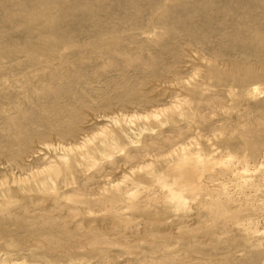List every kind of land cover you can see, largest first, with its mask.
<instances>
[{
	"label": "rangeland",
	"instance_id": "rangeland-1",
	"mask_svg": "<svg viewBox=\"0 0 264 264\" xmlns=\"http://www.w3.org/2000/svg\"><path fill=\"white\" fill-rule=\"evenodd\" d=\"M10 1L0 0V87H9V89L4 90V94L2 93L0 95V104L2 103V105L4 104V107H8L6 106L7 104H5L7 103L6 101L14 102L16 100L17 106H24L25 110L32 108L34 105L36 109L37 107L42 106L45 108L49 105L47 108L51 107L54 113L47 119H40L41 121L38 123L35 122L36 116L27 118L29 119L27 122L29 123L28 125L24 123L25 119H23V121L17 120L14 126L10 127V130L8 129L9 133H0L3 135H0V147L5 150L4 151L0 148V161L4 162L1 163L2 165L0 166V181L8 179L11 169H14V167L16 170H12L13 173L17 171V173L21 172L25 174V172L28 173L31 170V168L28 167L29 164H31L34 169L36 167H42L48 162L47 159L51 158V156L53 157L54 153H58V150H56L57 146L56 149L43 150V147H40L39 144H35L33 149L36 148L38 152L42 154L40 159H36L34 162H30V159H28L29 161L26 160L27 162H22V160L26 159L31 154L30 151L32 148V142L54 144V146L62 143L68 144L71 140L80 142L83 134L85 136H89L91 132L95 133L102 127L105 129L108 127L109 131L115 132L116 130H124L128 134V140L125 141L124 139H121V141L124 142L122 144L124 146V150H122V152L112 151L108 155L107 159L103 158V161L97 166L98 170H100L99 174H96L93 168L88 170V167H81L75 171L77 174L75 173L73 176V180H76H74V184H72L74 186H72V189L75 191L78 190L81 194L74 192L73 190L71 191V189H66L68 187L64 186V183L58 187V192L62 191V189H66L71 193H78L76 195L85 197L86 195L84 194H86V192L91 194L98 188H101L102 185V189L108 192L110 186L113 185L112 182L122 181V178L130 173L129 168L138 165L136 163L142 162V164L144 163L145 165L151 164L150 161L148 162L142 158L139 159L140 153H136L138 150L143 149V144L152 146L157 144L161 145L160 142H154V144L152 141L164 140L165 137H172L175 141L180 140L182 142V145L180 146L183 147L187 143H189L190 146V142L201 144L208 141V144L205 145V149L208 150V147H210L211 144H219L223 147L221 148V151L224 155L229 154L232 156L231 160L240 157L242 154H253L252 152L254 151L257 154L256 158L259 159L260 156V161L262 162L261 167H258L260 170L255 173L258 174L257 176L260 175L259 184L264 185V157H261L264 155V130L257 129V134L244 137L246 139V144H243L240 141V133H234V131H246L251 127L250 125H255V128H257V126L264 124V91L262 95L257 96L253 100L252 98H236L237 100H234L235 102H231V99L227 97L226 93L221 92L220 94L222 96L219 97H222L223 99V108L216 107V109L212 111L209 108V110L207 109L208 111L200 109L201 112L199 114L196 112V106L198 104H202L207 96L204 93L199 96V93L190 91L188 88L191 85L193 86L194 84H198V89H201L203 92L206 90L211 93V95L214 94L213 97H215V95L218 94L216 92V90H218V84L216 82L213 83L202 76V73H205L207 69V63H205V61L199 60L196 62L193 59L185 57L180 58L183 48L185 49L184 46H188L186 40L188 38L181 28L182 26H187V28L192 31L191 37L196 38L191 41L192 43H194L193 41L201 39L198 43H196L195 49L191 48L192 51L204 49L210 52H222L224 61H230L231 59L239 60L243 57L253 63V68H262V62H264V52H262V54H258V51L255 48L256 43L253 41L252 46L249 47L246 45L248 47V49H246L247 52L240 51L239 42L243 41V39H241L242 37L238 32V27H240V31L244 29L242 34H245L250 29V25L254 26L257 23L264 22L262 19H259V11H257V9H259L258 4L260 0H233V3L235 4L234 6L231 0H222V4L219 3L220 0H210V5L207 9L204 7H198L195 3L189 0H184L185 5H187L188 8H184V12L182 11V8L178 11L175 10L172 13L175 14V16L171 17H167L161 12H155V10L158 5H161L164 1H167L170 7H177L180 5V0H102L101 2L99 1V3L96 0H43L44 5H42V0H20L21 2H24L25 6L29 5V9H23L22 5L14 4V2H18V0ZM47 2H50L48 3L49 5ZM13 4L14 7L12 8L11 5ZM39 4L42 9L37 10L36 8H39ZM32 6L34 7V10L31 9ZM43 6H45V8ZM189 7L197 8V10H193L195 13L194 21L188 25H177L179 19L181 20L186 14L188 15L189 13H192V8L189 9ZM16 8L17 10H15ZM54 8H56L57 11L53 10ZM220 8H224L227 15H230L231 18L224 17L222 12L216 11ZM29 10L32 12L34 11L32 13L33 16L35 15L34 17H32ZM12 11H21V15L25 14V17L19 16L18 19H4L5 14ZM44 11L48 15L45 16L46 13ZM199 11H201V13ZM2 13L3 15H1ZM37 14H39V19L36 18ZM27 16L30 19L35 18V20H37L30 24ZM54 20L55 23L50 25V22ZM156 21H158L159 25H157ZM163 21H165L162 24L164 27L161 25V22ZM200 22H203V28L198 27L197 29V25L198 23L200 24ZM246 24H248L247 26L249 27H247ZM22 25L24 26L23 28L21 27ZM37 25L40 29L39 27H36ZM53 28H55V30ZM203 34L206 35L204 38L202 36ZM109 39H111V41ZM50 40L52 41V44L50 43ZM58 43L60 44L58 45ZM152 45H155L156 48L154 49ZM167 45H169L170 50H167L166 53L160 55V53H162L161 50ZM187 49L190 50V48ZM240 52L246 55H242ZM125 55L133 57V59H135L136 55H138L140 60L135 61L133 68L128 71L123 69L125 68V63L121 62L123 58L126 57ZM196 56L199 58L198 55H195L194 57L196 58ZM110 60L112 61L110 62ZM145 61L151 62L153 67L158 66V68L155 69L156 71H154V76L152 77L158 78L159 80L155 79L151 82L150 79L152 77L147 79L143 78L141 73L143 71L142 68ZM183 61L191 62V64L188 65V69H181ZM106 63L112 64L111 70L107 69V71H104ZM207 67L209 66L207 65ZM54 68L58 69L57 72L50 71ZM166 68H172V71L178 69V74L182 75L183 79H186L185 84L182 82L183 80H181L180 84H178V78L173 77V75L169 74L168 76H165L167 70ZM120 70L124 72H119ZM221 70H224V68L222 67ZM52 75H64V80L67 81L66 83L72 82L73 87L71 84V87L68 86L69 88L64 86V88L61 87V90L60 88L55 89L57 87V78H51L49 81L51 80L52 82V89L58 91H55L58 95H56L57 98H55L52 103L49 104L50 99H47L48 101H46V99H35V97L32 96L30 99L31 103L28 105L27 95H25L26 98L23 100L24 102L21 99H17L19 98V93H17V91L20 90L21 86L24 87L25 84H30L27 87L29 88L31 87V84H36L37 87L41 88L43 87V84L45 85L44 82H46V84L48 83L47 79ZM71 75L79 76L80 83L78 84L77 80H74V78L71 79ZM23 77L24 79H22ZM162 78L163 81H161ZM253 83L254 86L257 85L255 84L257 82ZM20 84L23 85L20 86ZM167 84H169V86H167ZM219 85H222L220 88L222 89L223 85L225 86V83H220ZM257 87L264 90V80L259 82ZM62 89L67 91H63ZM70 89L72 90L71 92L69 91ZM59 90L61 92H59ZM68 91L69 94L72 95H69ZM28 92L27 94H29L30 97L31 95H36L32 94V91ZM73 92H75L74 95ZM79 94L81 95L79 96ZM82 95H84L85 101L83 100ZM185 96L186 99H184ZM77 97H81L80 99L81 101L83 100L84 103L83 101L80 103V99L78 103V100H76ZM186 100L191 102L190 107L186 105L188 108L187 118H176L169 121L168 124L164 120H159L160 123L165 124L164 126H159L154 121L152 122V120L149 119L146 121L140 119L137 121L135 119H130L133 115L136 116L137 114H143L144 112L153 113L155 110L158 111V108L160 107L171 105L172 102H174L173 104L175 105H179L181 102ZM233 102L235 104H233ZM88 104L90 105L88 106ZM220 104H217V106ZM84 107H87L86 109L88 112L86 115L89 116V118H87L88 120L82 119L86 116L83 115L84 111H82ZM58 109L62 110L61 114L56 113ZM11 111H13V108H11ZM241 114L247 115L245 119L238 118ZM95 116L100 118L105 117L108 119H101L102 121L97 122L94 126H92V128L91 126L87 127L88 129L84 128L87 121ZM19 121H22L21 124ZM244 121L245 125L242 124ZM0 122L3 121L0 120ZM30 122H34L33 126ZM42 125L47 127L44 128ZM239 126L242 127V130ZM173 128L177 130H173ZM30 129H32L34 133H32ZM84 129L89 131L82 133ZM217 129L222 130L224 134H217L219 136L211 137L210 135L212 133L210 132ZM178 130L182 131L180 136L177 134ZM12 131H14V133ZM24 133L27 134L25 135ZM42 133L43 135L41 136ZM163 133L166 134L162 135ZM72 134L75 136V139ZM38 135L43 138V141ZM229 135L231 136L229 137ZM157 136H159V138ZM76 137L77 139H80L77 140ZM199 137L200 139H198ZM14 138H17V141H14L16 140ZM34 138L36 139L34 140ZM4 146H6V149ZM151 150L152 149L150 148L149 151ZM127 152L130 153L128 156L130 159L126 157ZM14 155L15 158L18 157L16 161H20L17 164H13L12 157L14 158ZM174 157L175 156H173V158ZM171 158L172 157L168 158V160ZM10 159L12 160L10 161ZM154 163L157 164L159 161L154 159ZM19 164L20 166H18ZM83 166H85V164H83ZM21 168L24 169V171H22ZM62 170H65L66 172L65 168H62ZM163 170H165V168H163ZM215 171L216 172L213 171V174H208V176H206V179H208V181L210 180V182L206 180V183L210 189L214 188L213 190L216 189L215 191L218 192L219 185L228 182L229 180L226 179L229 178V176L224 170H220V168L215 169ZM145 172V170L141 171L142 174ZM131 174L132 173L129 175ZM242 175L248 176L249 178L251 173ZM62 177L63 176H60L59 184L62 183V180L65 178V176L63 178ZM209 177H211V179H209ZM228 183L225 185V189L228 192L232 191L230 195L231 198L229 199L230 203L228 199H225L223 200V204H225V208H228L232 213L236 209L234 211L235 215H233V217H235L233 219L230 218L227 222L225 221L224 223L220 222L216 225L214 224L212 229H209V222L211 218L207 214L209 204L206 202H200L203 199L205 200L204 196L198 197L196 199L197 202L187 199L186 204L184 205L185 207H182L175 202V204H162L159 200L151 202L150 204H145L146 202L143 203L140 201L143 199L147 189H144V185H139L138 188H135L137 194L135 195L134 200H136V204L137 202L140 203H138L135 208L136 212L133 210L132 215H130L132 220L135 219L133 221L137 222L138 227L133 230H125L121 238H115L112 236L111 228H107L109 218H111V216H109V218L104 217L109 212H101L102 214L104 213L103 216L101 213L97 214L96 216L98 217H94V221H97L98 223H94L93 225H103L101 227L102 231L104 236L110 237L109 241H107V244L104 243L96 246L92 251L85 248L78 253H74L73 255L76 256L73 260L70 259L71 262L69 260L70 257L68 258L62 256L57 259H53L52 255H47L48 251H45L47 252L45 253L43 250L50 249L49 246L43 243H41L42 245L39 244V250H36L35 248L30 251L28 249L30 246L34 248V243L37 241V239L31 237L34 232L33 230H39L44 224L42 219L45 218L41 216L42 211L40 210L47 208L48 212L52 211L51 214H46L47 218L55 217L59 219L60 216L56 212L61 209L62 202H57V204L51 205L50 201L53 199L51 196L54 194L46 193V195H43L42 198L38 195H33L31 197L24 195L23 199H21L22 203H20V205H24L17 206L16 203H19L20 199H18L19 195L14 193L13 196H15L14 198L16 199L14 200L12 196L11 199L8 198V201L13 203L12 207L14 208L13 212H15L14 216L16 218L13 219L14 216L12 214L10 223L4 221L5 218L3 219V217L0 219V261L11 260L16 262V264H160L161 262H164V264H264V228L262 225L264 224V217L261 213L264 212V207L262 210L258 208L260 207L258 204L264 202V188H261L259 191L256 189L255 193H252L251 191H248L247 193L246 191V193H244V197L243 194L242 196L238 195L237 189L234 188L233 190L232 186ZM81 184L82 186L87 185L86 188L80 189ZM149 186L150 185L145 187L149 188ZM242 197L243 200H241ZM6 198L7 197H0V205H5V207L9 209L11 207L6 206V204H8ZM30 198L33 199L32 201H36V203L34 204ZM206 199L208 200V198ZM30 203L34 206H31L32 204L30 205ZM252 204H254L256 208L251 207ZM188 206L191 208H187ZM98 210L95 212H98ZM162 215L163 217H161ZM100 218H103L104 220L100 221ZM155 219L162 222V232L157 230L160 229L158 226H161V222H157ZM242 223L245 226H242ZM93 225H87L86 227ZM125 226L123 225V227ZM245 227L247 229H245ZM256 227H260V229L262 227L263 229L260 230ZM69 229L71 230L70 224ZM119 231L122 230L119 229ZM257 231H259V233H257ZM161 234L165 236H162ZM71 237H74V244H80L85 239L83 236L76 238L71 235ZM137 239H139V241ZM85 241L89 243L87 240ZM132 241L135 242L133 243ZM6 244L14 247H9L12 248L9 250L7 249L8 246L5 247ZM129 244L132 245V248L130 249L129 247L124 250L123 246ZM163 246H166V248ZM162 247L163 249L160 250ZM16 249H21L23 251L15 252ZM162 259L165 261L167 260V262ZM169 259L172 263H169L171 262Z\"/></svg>",
	"mask_w": 264,
	"mask_h": 264
},
{
	"label": "bare ground",
	"instance_id": "bare-ground-1",
	"mask_svg": "<svg viewBox=\"0 0 264 264\" xmlns=\"http://www.w3.org/2000/svg\"><path fill=\"white\" fill-rule=\"evenodd\" d=\"M39 1H41V0H39ZM88 1H90V0H88ZM96 1H98V3H99V1L101 2L102 0H96ZM189 1L195 3L196 6L204 7L205 9L209 8V5H210V0H189ZM240 1H243V0H240ZM54 2H56V1H54ZM179 2H180V5H178L177 7H172V6L170 7V5H168V2L164 1V3H162L161 5H158V7L155 10V12H161L162 14H165L167 17L175 16V14H172L175 10L178 11L179 9L182 8V11L184 12V8H188V6L185 5L184 0H180ZM231 2L233 4V6H234L235 4L233 3V0H231ZM48 3H50V2H47V4ZM219 3L222 4V0H220ZM14 4L22 5L23 9L24 8L29 9L28 8L29 5L25 6L24 2H21L20 0H18V2H14ZM14 4L11 5L12 8L14 7ZM40 4H39V8L35 7L37 10L38 9H42V8H40L41 7ZM42 5H44L43 0H42ZM43 7L45 8V6H43ZM258 7H259V9H257V11H259V19H262L264 21V0H260V2L258 4ZM19 8H20V6H19ZM31 9L34 10V7L32 6ZM189 9L192 10V13H189L188 15L186 14L184 17H182L181 20L179 19V21L177 22L178 23L177 25H180V26L186 25V24L188 25V24H191L194 21L195 13L193 12V10L194 9L197 10V8L189 7ZM15 10H17V8ZM45 10H47V9H45ZM53 10H56V8H54ZM68 10H70V9H68ZM191 10H190V12H191ZM8 11H10V10H8ZM21 11L20 12H15V11L7 12V14H5V18L4 19H6V20L13 19V18H17L18 19L19 16L23 17L25 14L21 15ZM26 11H28V10H26ZM201 11H199V12L201 13ZM216 11L222 12L224 17H228V18L230 17L231 18L230 15L229 16L227 15V12L224 10V8L217 9ZM30 12H31L32 17H34L35 15L33 16V14H32L34 11L33 12L30 11ZM39 12H42V11H39ZM57 13H60V12H57ZM1 15H3V13ZM38 15L39 14H37V17H36L37 19H39ZM46 15H48V14L46 13L45 16ZM28 16H27V18L29 19V23L30 24L34 23V21L37 20V19L35 20V18L30 19L29 18L30 16L29 17ZM50 20H51V18H50ZM55 20H56V18H55ZM55 20L51 21L50 25L51 24L53 25L55 23ZM156 22H157V25H159L158 21H156ZM164 22L165 21L161 22V25ZM11 25H13V24H11ZM26 25H27V23H26ZM35 25H36V22H35ZM247 25L248 24H246V26ZM165 26H166V24H165ZM252 26L253 25H250V29L245 34H242L244 29H242L240 31V27L237 26L239 35L242 37L241 39H243V41L239 42L240 43L239 50L247 52V50H246V49H248L247 46H249V47L252 46V41H253V42L256 43L255 48L258 51V54H262V52H264V42H263L264 41V22L257 23L256 25H254L255 27L254 26L252 27ZM0 27H1V25H0ZM21 27L23 28L24 26L22 25ZM30 27H31V25H30ZM36 27H39V26L37 25ZM198 27L199 28H203V22H200V24L198 23L197 29H198ZM247 27H249V26H247ZM25 29H26V27H25ZM39 29H40V27H39ZM53 29L55 30V28H53ZM181 29H183V31L186 34V37L188 38V39H186L188 46H184L185 49L183 48V51L180 54V58L181 57H185V58L193 59L196 62L199 61V60L200 61H205V63H207V65L209 67H207V65H206V68H207L206 72L202 73V76H204L207 80H210L213 83L216 82L218 84V90H216V92L218 94H216V92H215V94H216L215 97H213L214 94L211 95V93L207 92L206 90H205V92H203L201 89H198V87H197V86H199L198 84H194L193 86L191 85L192 88H191V86L188 88V90H190V91L199 93V96H201L203 93L207 96L205 101H203L202 104H200V105L198 104L196 106L197 107V109H196L197 113L200 114V112H201L200 109L207 110L209 108L212 111V110L216 109V107L223 108L222 107V100L223 99H222V97H219V96H222L220 94L221 92L226 93L227 97L231 99V102L234 101V100H237L236 98H239V99L240 98L241 99H247V98L251 99L252 98V100H253L257 96H260V95L263 94L264 90L259 89L257 86H258L259 82L264 80V67H263L264 62H262L263 63L262 64V68L256 69V68H253V63H251L247 59H244L243 57L241 59H239V60L238 59L237 60L236 59L235 60L231 59L230 61L229 60L228 61H224L223 60L224 56H223L222 52H217V51L210 52V51L204 50V49H199L198 51H194V50L192 51L191 48L195 49L196 48V43H198V41H200L201 39H199L198 41H193L194 43H192L191 41L196 39L194 37H191L192 31L190 29H188L187 26H182ZM46 32H48V31H46ZM58 36H60V35H58ZM202 36L204 38L206 35L203 34ZM33 37H34V35H33ZM159 37H160V35H159ZM165 38H167V37H165ZM236 38H237V35H236ZM109 40L111 41V39H109ZM101 41H103V40H101ZM50 43L52 44V41ZM59 44L60 43H58V45ZM152 46H153L154 49L156 48L155 45H152ZM187 48H190L191 51L189 49H187ZM167 50H170L169 45H167L166 47H164L161 50L162 53H160V55L163 54V53H166ZM248 52H250V51H248ZM241 54L242 55H246V54H243V53H241ZM195 55H198L199 58H197V56L195 58L194 57ZM111 61L112 60H110V62ZM135 61H140L138 55H136L135 59H133V57H130V56L124 57L123 60L121 61V62L125 63V66H124L125 68H123V69L125 71H128V70L132 69L133 68V64H134ZM190 64H191V62H189V61H183L182 64H181V69H185V68L188 69V67H189L188 65H190ZM111 65L112 64L106 63V66L104 67L105 68L104 71L105 70L107 71V69L111 70V68H112ZM140 65H141V63H140ZM196 67H198V66H196ZM222 67L226 71L221 70ZM156 68H158V66L157 67H153L151 62L145 61L143 63V68H142L143 71H142L141 75L145 79L150 78V77L154 76V73H155L154 71H156L155 70ZM163 69H165V68H163ZM166 69L167 70H166V73H165L166 75L165 76H168L169 74L173 75V77L178 78V81H179L178 84H180L181 80H183L182 82L185 84L186 79H183L182 75L178 74V72H179L178 69H176L175 71H172V68H166ZM200 69H203V68H200ZM57 70H58L57 68H54L53 70H50V71L51 72H57ZM119 72H124V71L120 70ZM71 76H72L71 79L74 78V80H77L78 84L80 83L79 76H75V75H71ZM51 78H57L56 79V83H57L56 86L57 87L55 89L60 88V90H61V87L64 88V86L66 88H69L68 86H70L72 84V82L71 83H66L67 81L64 80V75H62V76H60V75H57V76L52 75V76H49V78L47 79V82H48L47 84H46V82L43 81L45 83V85L43 84V87H41V88L37 87L36 84H31V87H29V88H27V87L30 84H25L24 87L21 86L23 84H20L21 88H20L19 91H17V93H19L18 94L19 98H17V97L16 98L17 99H21L23 101L26 98L25 95H27V97H28V100H27L28 103L27 104L28 105L31 103L30 99L32 98V96L35 97V99H39V98L46 99V101H48L47 99H50L49 104L52 103L54 101V99L57 98L56 95H58V94L56 92H58V91L55 90V89H52L53 88L51 86L52 82H51V80L49 81V79H51ZM22 79H24V77ZM155 79H158V78L152 77L150 79V81L152 82V80H155ZM161 81H163V78H162ZM202 82H203V80H202ZM253 82H257V83H255L257 85L254 86ZM220 83H225V86L223 85L222 89H220L221 86H222V85H219ZM150 84H152V83H150ZM39 85H40V83H39ZM227 85H228V87H227ZM167 86H169V84H167ZM72 87H73V84H72ZM133 87H135V86H133ZM16 88H18V87H16ZM163 88H165V87H163ZM5 89H9V87L1 88L0 89V95L4 92ZM65 89H62V90L63 91H67ZM60 90H59V92H61ZM28 91H32V94H36V95H31V97H30V95L27 94ZM69 91L71 92L72 90L70 89ZM69 91H68V94H69ZM74 94H75V92H73V95ZM69 95H72V94H69ZM80 95L81 94H79V96ZM82 96H83V100L85 101L84 95H82ZM77 98H76V100H78V103H79V99L81 97H79L78 99ZM85 98H86V96H85ZM184 99H186V96L184 97ZM147 100H149V99H147ZM80 101H81V99H80ZM82 101L80 103H82ZM84 101H83V103H84ZM6 102L7 103H5V104H7L6 106H8V107H4L3 106L4 104L2 105V103L0 104V120L3 121V122H0V133H2V134H4V133L7 134V132L9 133L8 129L10 130L11 129L10 127H13L17 120H22L23 121V119H25L24 123L28 125L29 123H27V122H28L29 119H27V118L36 116L35 122L38 123L39 121L42 120V118L47 119V118L50 117L51 114L54 113V111L52 110L51 107L47 108L49 105L47 107H45V108L43 106L42 107H37V109L35 108V105H34L32 108H28V109L25 110L24 106L23 107L22 106L21 107L17 106L16 100L14 102L13 101H10V102L6 101ZM176 102H177V99H176ZM234 102H233V104H235ZM173 103L174 102H172L171 105L163 106V107L158 108V111L157 110H155V111L153 110L154 111L153 113L144 112L143 114H137L136 116L133 115V116L130 117V119H135L136 121L138 119L145 120V121L147 119H149V120H152V122L154 121L159 126H164L165 124L160 123L159 120H164L168 124L169 121H171L173 119L185 118L187 116V113H188V111H187L188 108L186 107V105L188 107H190V103L191 102L186 100L184 102H181V104H179V105H175ZM217 104H220V105L217 106ZM89 105L90 104H88V106ZM77 106H78V104H77ZM223 106H225V105H223ZM235 106H237V105H235ZM87 107L83 108V110H82V111H84L83 115L87 114V112H88L87 109H86ZM11 108H13V111H11ZM229 110H230V108H229ZM61 111L62 110L58 109V111H56V113L61 114L62 113ZM14 112H16V113H14ZM90 115H91V113H90ZM246 116L247 115H242L241 114V115L238 116V118H240V119L244 118L245 119ZM87 118H89L88 115L84 116L82 119L84 120V119H87ZM103 118H105V117L100 118V117L95 116L93 118H90V120L87 121V123H86L87 126L85 124H83V125L86 126V127L84 126V128H87V127H90V126L92 128V126H94L97 122H101L102 121L101 119H103ZM31 119H33V118H31ZM105 119H108V118H105ZM111 120H114V119H111ZM149 120H148V122H149ZM21 122H20V124H21ZM30 123H32V122H30ZM44 123H46V122H44ZM33 124H34V122L32 123V126H33ZM117 124H119V123H117ZM242 124L245 125V121ZM36 126H37V124H36ZM250 126L251 127L248 130H246V131H241V132L234 131V133L237 132L238 134L239 133L241 134V136H239V138H241L240 141L243 144H246V141H245L246 139L244 137H249V136H252L253 134H257L258 133L257 129L258 130H264V124L261 125V126H257V128H255V125H250ZM46 127H44V128H46ZM130 127H133V126H130ZM26 128H27V126H26ZM240 128L242 130V127H240ZM78 129H79V127H78ZM87 129H84L82 131V133L83 132L86 133L87 131H89ZM80 130H81V128H80ZM161 130H162V128H161ZM173 130H177V129L173 128ZM30 131L32 133H34L32 129H30ZM12 132L14 133V131H12ZM29 132H27V133H29ZM181 133H182V131L178 130L177 134L179 136H180ZM210 133H212L210 135L211 137H216V136H219L221 134H224L222 132V130H220V129L213 130ZM164 134H166V133H163L162 135H164ZM217 134H219V135H217ZM42 135H43V133L41 134V136ZM1 136H3V135H1ZM41 136H39V137L43 141V138ZM67 136H68V134H67ZM203 136H205V135H203ZM230 136L231 135H229V137ZM32 137H33V135H32ZM36 137H37V135H36ZM157 137L159 138V136H157ZM200 137L198 139H200ZM81 138L82 139H81L80 142H75V140H71V142H69L71 144L62 143V144H59V145L57 144L55 146H54V144H48V143L41 144V142L40 143H37V142L33 143L30 140L32 142L31 143L32 144V148H31V151H30L31 154L26 159L22 160V162H27L26 160H28V159L31 160L30 162H34V161H36V159L37 160L40 159V156L42 154H40L36 148L33 149V146L35 144H39L40 147H43V150H45V149H49L50 150V149H54V148L56 149V146H57L56 150H58V153L57 152H56V154L54 153L53 157L51 156V158L47 159L48 162L45 163L42 167H36L34 169V168H32V165L29 164L28 167L31 168V170L28 173L25 172V174H23L21 172L17 173V171L15 173H13L12 170L15 169V167L13 166L14 169H11L9 178L5 179L4 181H0V197H2V198L3 197H7L6 199L8 201V198L11 199L14 193L16 195H19L18 199H20V202L16 203L17 206H23L24 205V204L20 205V203H22L21 199H23L24 195H26L28 197H31L33 195H38L40 198H42V196L43 195L45 196L46 193L54 194L53 196H51V197H53V199H51V201H50L51 205H55V204H57V202H62V205L60 204L61 205V209L56 212L60 216L59 219H57L55 217L54 218H47L46 214H51L52 213V211L48 212L47 208L40 210V211H42L41 212V214H42L41 216H43L45 218V219H42L44 224L42 225V228H40L41 230L40 229L36 230V231L33 230L34 232L32 233L31 237H34L35 239H37V241H36L37 244L34 243V245H35L34 248L32 246H30V248H28L30 251L35 249V248H36V250H39V244L43 243V244L49 246L50 250H47V249L46 250L42 249V250L44 252L48 251V253L47 252H45V253H47V255H50V256L52 255L53 259H57L59 257L64 256V257H68V258L70 257L69 260L70 259L73 260L74 257L76 256V255H73V254L76 253V252L78 253V252L82 251L85 248L89 249L90 251H92V250L95 249L96 246H99V245L104 244V243L107 244V241H109L110 237L104 236V233H103L102 228H101L103 225H100V224H98V226L97 225H93L94 223H98L97 221L96 222L94 221V217L95 218L98 217L96 215L100 214L101 212H104V211H107V213L109 212L107 215L105 214L106 216H104L106 218L107 217L109 218V216H111V218H109V224H108L107 228L108 227L111 228V233H112L113 237L121 238V236L124 234L125 230H133V229H136L138 227L137 222L133 221L135 219L132 220V218L130 217V215H132V211L133 210L135 211V208L137 207L138 203H140V202L145 203L146 202L145 204H150L151 202H156V201L159 200L160 203H162V204H164V203H169V204L173 203V204H175L176 203V204L181 205L182 207H185L184 205L186 204V200L187 199H189L191 201H196V199L198 197L204 196L206 201L203 199L200 202H206L207 204H209L208 205L209 209L207 210L208 211L207 214L211 218V220L209 222V227H210L209 229H212V227H214V224L216 225V224H218L220 222L224 223L225 221L227 222V220H229L230 218L233 219L235 217V216L233 217V215H235L234 211L236 209L232 213L228 208H225V204H223L224 203L223 200L228 199V201H229V199L231 198L230 195H231L232 191L228 192L225 189V187H226L225 185L228 182H229L228 184L230 186H232V189L234 190V188H236L238 195H241V196H242V194L244 196V193H246V191H247V193H248V191L249 192L251 191L252 193H255L256 189H258L257 191H259L261 188H264V185H260L259 184V180H260L259 176L260 175L257 176L258 174L255 173L256 171L260 170L258 167L259 166L261 167L262 162L260 161V156H259V159L256 158L257 154L254 151L252 152L253 154H249V155L242 154L240 157H237L234 160H231L232 156L229 155V154L228 155H224V153L221 151V148H223V147L220 146L219 144H216V145L211 144L210 147H208V150L205 149V145L208 144V141H206V143H201V144H195L194 142H190V146H189V143H187L183 147V146H180V145H182V142L180 140H176L175 141L174 138H172V137H165L164 140L152 141V143L160 142L161 145H159V144L154 145L155 143L153 144L154 146L148 145V144H143V147H142L143 149H140V150H138L136 152L137 154L140 153L139 159L142 158L143 160L145 159L148 162L150 161L151 164L145 165L144 163L142 164V162L141 163H136V164H138L137 166H133V167L129 168V172L132 173L131 175H129L130 174L129 173L128 175H126V176H124L122 178V181L112 182L113 185H111L110 189H108L109 193L106 190L102 189L103 188L102 187L103 185H102L101 188H98L95 192H92L91 194H88V192H86V194H84L86 196L82 197V196L76 195V194L79 193L78 190L75 191V190L72 189V186H73L72 184H74V180H76V179L73 180V176L76 173L75 171L78 170L81 167H83V168L84 167H88L89 168L88 170H91V168H93L95 173L99 174L100 170H98L97 166L103 161V158L107 159L108 155L112 151L122 152V150H124V146L122 145L124 142H122L121 139H124L125 141L128 140V134L124 130H119V131L116 130L115 132H113V131H109L108 127L106 129L104 127H102L99 130H97V132H95V133L91 132V134L89 136H85L83 134V136ZM14 139H16L14 141H17V138H14ZM35 139L36 138H34V140ZM74 139H75V136H74ZM76 139H77V137H76ZM79 139L80 138H78L77 140H79ZM24 140H25V138H24ZM24 140H23V143L25 145ZM39 141H41V140H39ZM11 143H12V141H11ZM15 144H16V142H15ZM21 145H23V144H21ZM5 147L6 146H4V148ZM9 147H11V146H9ZM27 147H28V145H27ZM153 147H154V149H153ZM0 148L3 149L2 147H0ZM150 148L152 149L151 151H149ZM32 149H33V151H32ZM7 150H8V148H7ZM179 153H180V155H179ZM221 153H223V154H221ZM36 154H38V155H36ZM129 154L130 153L127 152L126 157H128ZM217 155H219V156H217ZM173 156H175V157L173 158ZM215 156H217V157H215ZM48 157H50V156H48ZM170 157H172V158L170 160H168V158H170ZM261 157H264V155L261 156ZM12 159H13V164H17L18 162H20L19 160L16 161L18 159V157L15 158V155H14V158L12 157ZM12 159H10V161ZM154 159L159 161V163L155 164L154 163ZM165 159H166V161H165ZM1 163H4V162L0 161V166L2 165ZM83 164H85V166H83ZM18 166H20V164ZM2 167H4V166H2ZM62 168H65L66 172H65V170H62ZM163 168H165V170H163ZM218 168H220V170H224L228 174L229 178H227L226 180H229V181L219 185V190H218V192H216L215 191L216 189L213 190L214 189L213 187H211L213 189H210V187L207 186L206 180L208 181V179H206V176H208V174H213V171L216 172L215 169H218ZM21 170L24 171V169H22V168H21ZM144 170L146 172L144 174H142L141 171H144ZM247 173H251L249 178H248V176L242 175V174H247ZM134 174H136V175H134ZM145 175H147V176H145ZM60 176H63V177L65 176V178L62 180V183L59 184ZM100 178H102V177H100ZM212 178H214V177H212ZM216 178H218V177H216ZM209 179H211V177H209ZM141 180H143V181H141ZM85 181H87V180H85ZM208 182H210V180ZM63 183H64V186L68 187L66 189H71V191L73 190L74 192H78V193H71L70 191H68L66 189H62V191L58 192L59 191L58 187L61 184H63ZM68 185H71V186H68ZM139 185H144V189H147V191H145V195L143 196V199L140 202H137V204H136V202H135L136 200H134L135 199V195L137 194L135 188H138ZM148 185H150L149 188L148 187L146 188L145 186H148ZM86 186L87 185L82 186V184H81L80 185V189L81 188H86ZM83 193H85V192H83ZM79 194H81V192ZM74 195H76V196H74ZM14 197L15 196H13V198ZM206 198H208V200ZM15 199L16 198H14V200ZM246 199H249V198H246ZM30 200L32 201L33 199L30 198ZM241 200H243V197L241 198ZM32 202L34 204L36 203V201H32ZM0 203H1V199H0ZM229 203H230V201H229ZM31 204L32 203H30V205ZM12 205H13V203H11L10 201H8V204H6V206L11 207L9 209L6 208L5 205H0V219L2 217H3V219L4 218L7 219V220L4 219V221H7V223L11 222V220H10L11 216H12V214L14 216V213H15V212H13L14 208L12 207ZM258 205L260 206L258 208L260 210H262V208L264 207V202H261ZM31 206H34V205L32 204ZM190 206H188L187 208H191ZM251 207H253V208L255 207L256 208V206L254 204H252ZM98 208H99V210H98ZM258 208H257V210H258ZM97 210H98V212H95ZM183 210H184V208H183ZM237 211H238V209H237ZM261 213H262V216L264 217V212H261ZM103 214H102V216H103ZM161 214H163V213H161ZM161 217H163V215ZM14 218H16V217L14 216L13 219ZM8 220H10V221H8ZM101 220H104V219L100 218V221ZM156 221L157 222H161L160 220L159 221L156 220ZM105 222H107V221H105ZM263 223H264V220H263ZM69 224L71 226V230L69 229ZM161 224H162V222L160 223V225ZM180 224H183V223H180ZM87 225L88 226L89 225H93V226L86 227ZM123 225L124 226L127 225V226L123 227ZM177 225H179V224H177ZM262 225H263V228H264V224H262ZM242 226H245V225L242 223ZM149 227H151V226H149ZM105 228H106V226H105ZM158 228H160V229H157V230L162 232V230H163L162 225L158 226ZM256 228L260 229V227H256ZM263 228L261 227V229H263ZM119 229H121L122 231H119ZM245 229H247V228L245 227ZM72 230H74V231H72ZM108 231H110V230H108ZM129 233H130V231H129ZM137 233H139V232H137ZM181 233H183V232H181ZM257 233H259V231H257ZM30 235H29V237H30ZM71 235L75 236L76 238H79V236L80 237L83 236L85 239L80 244L79 243L74 244L73 243L74 237H71ZM161 235L165 236L163 234H161ZM194 235H195V233H194ZM139 236H140V234H139ZM191 236H192V233H191ZM160 238H161V236H160ZM85 240H87L89 243H87ZM137 240L139 241V239H137ZM149 240H151V239H149ZM3 244H5V243H3ZM7 246H8L7 249H9V250L14 247L12 245L10 246V245L6 244L5 247H7ZM9 247H12V248H9ZM129 247L131 249L132 245L129 244V245L123 246L124 250L128 249ZM163 247L166 248V246H163ZM163 247L160 248V250H162ZM168 248H169V246H168ZM102 250H103V248H102ZM22 251L23 250H21V249H16L15 250V252H22ZM37 252H39V251H37ZM16 254H18V253H16ZM162 260H164V259H162ZM70 262H71V260H70ZM153 262H154V260H153ZM165 262H167V260ZM11 263L12 264H16V262H13L11 260H8V261L1 260L0 261V264H11ZM169 263H172V261L169 262ZM160 264H164V262H161ZM223 264H225V263H223Z\"/></svg>",
	"mask_w": 264,
	"mask_h": 264
}]
</instances>
